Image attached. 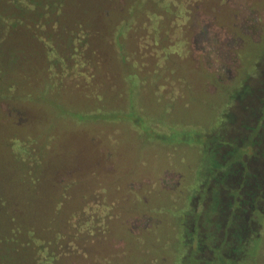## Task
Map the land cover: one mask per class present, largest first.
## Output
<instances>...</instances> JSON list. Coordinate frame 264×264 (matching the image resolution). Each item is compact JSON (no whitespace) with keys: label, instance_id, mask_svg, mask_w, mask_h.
<instances>
[{"label":"rangeland","instance_id":"374dc122","mask_svg":"<svg viewBox=\"0 0 264 264\" xmlns=\"http://www.w3.org/2000/svg\"><path fill=\"white\" fill-rule=\"evenodd\" d=\"M171 1L0 0V264H264V42L229 83Z\"/></svg>","mask_w":264,"mask_h":264},{"label":"flooded vegetation","instance_id":"af4514ba","mask_svg":"<svg viewBox=\"0 0 264 264\" xmlns=\"http://www.w3.org/2000/svg\"><path fill=\"white\" fill-rule=\"evenodd\" d=\"M171 3L177 9L173 19L187 22L183 24V30H193L192 40L197 49L201 48L195 51L199 58L203 61L212 59L213 72L227 75L229 83L238 79L243 57L241 51L248 45L255 47L264 42V6L260 5L259 0H172ZM167 182L172 191L180 187L175 178H170ZM96 216L94 217L100 219L98 214ZM152 221L147 214L134 217L133 235L141 228L150 229ZM194 259L202 261L196 256ZM210 260L208 261L211 262Z\"/></svg>","mask_w":264,"mask_h":264},{"label":"trees","instance_id":"16d2710c","mask_svg":"<svg viewBox=\"0 0 264 264\" xmlns=\"http://www.w3.org/2000/svg\"><path fill=\"white\" fill-rule=\"evenodd\" d=\"M218 162V161H217ZM249 246V245H248ZM219 253V255H221L222 258H224V256L222 255L223 253H221L220 251H216ZM226 258V257H225ZM183 264H186L185 262H183Z\"/></svg>","mask_w":264,"mask_h":264}]
</instances>
